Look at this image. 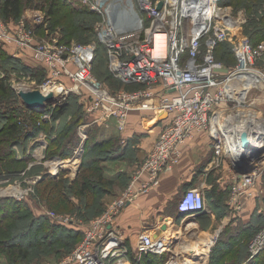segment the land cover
I'll list each match as a JSON object with an SVG mask.
<instances>
[{
  "label": "built area",
  "instance_id": "built-area-1",
  "mask_svg": "<svg viewBox=\"0 0 264 264\" xmlns=\"http://www.w3.org/2000/svg\"><path fill=\"white\" fill-rule=\"evenodd\" d=\"M72 1L99 14L102 21L96 25L95 41L88 44L69 47L52 42L32 46L36 62L48 73L46 80L35 90L42 95L41 88L44 92L48 90L49 93L43 96L51 97L40 111V120H50L53 110L69 96L81 95L88 98L85 112L94 116L78 130L82 141L91 125L110 127L114 120L116 128L123 130L129 115L134 112L151 113L162 122V127L133 171L127 187L101 217L83 225L71 218L50 215L56 223L83 228L82 242L63 264H131L127 250L118 249L115 219L126 204L135 202L159 185L161 175L172 171L179 163L181 147L197 133H204L212 144L213 156L206 171L218 167L223 159L227 160L231 172L227 225L241 212L244 199L264 194L258 186L259 178L264 176V135L260 134L252 143L251 136L242 132L250 143L245 148L248 153L263 152L262 159L251 172L239 174L232 168L237 163L235 154L241 147L240 137L235 143L229 142L227 134L220 130L221 124H226L221 115H231L240 109L257 112L251 106L254 101H250L249 94L253 90L264 91V81L255 78H264V70L256 66L264 55V41L252 45L243 35L234 41L233 37L238 35V21L230 16L229 8L222 5L223 0H134L139 20L128 22L123 18L124 24L118 21V25L114 23L116 13L111 9L116 0ZM223 42H231L236 59L233 66H225L214 57L215 48ZM0 43L25 49L24 45L1 34ZM98 46L105 50L107 70L122 87L108 89L93 75L92 62ZM231 78L233 81L227 89L225 85ZM246 85L248 88L244 89ZM232 89L236 91L235 96ZM241 90L245 91L243 99L239 97ZM260 116L264 121V116ZM205 206L204 195L198 188L186 189L177 202L178 211L184 214L183 221L187 217L193 220L204 212ZM192 224L190 221L186 225L191 228ZM195 234L198 239V233ZM168 237L141 234L135 244L136 256L165 255L163 264H200L195 255L185 259L179 254L175 237ZM205 242H197L195 249L198 251L194 253L200 248L205 249ZM263 247L264 226L249 243L250 257Z\"/></svg>",
  "mask_w": 264,
  "mask_h": 264
},
{
  "label": "rangeland",
  "instance_id": "rangeland-1",
  "mask_svg": "<svg viewBox=\"0 0 264 264\" xmlns=\"http://www.w3.org/2000/svg\"><path fill=\"white\" fill-rule=\"evenodd\" d=\"M71 1V0H69ZM1 2V0H0ZM262 12L259 13L260 10L255 11L250 9V7H254L252 5H248V0H238L237 2H233L228 7L230 10V16L238 21V35L233 37L234 41L237 40V36H245V35H251L252 32L261 26H264V0L260 1ZM79 5V4H77ZM80 7H83L79 5ZM258 6V7H260ZM47 7L40 8H34L33 6H26L23 8L21 16L19 19L16 20H9L4 21L0 17V34L3 36H6L8 39L15 43H20L24 45L25 49L19 48L14 44H3L2 49L6 52V54L9 56L11 60L16 61V64L12 63H6L3 61H0V80L1 82H5V86L8 87L10 90V94L3 97V99H16V101L19 100L20 103L21 99L18 97V92L22 90H35L36 88H39V86L42 85V83L46 80L48 73L45 70L44 66L41 64H38L35 56L33 55V52L31 51L32 46L36 44H45V43H59L62 45L72 46L73 44H80L85 45V43L88 44V42L95 41L94 38L90 37V33L88 30H83L81 28H78L76 26V22L78 20H86L90 17L69 13L64 7H57L54 10L53 16L49 15ZM85 8V7H83ZM99 15V14H98ZM100 16V15H99ZM101 17V16H100ZM95 18V17H94ZM102 18V17H101ZM114 20L115 24H117L118 21L124 20L121 14L116 13L114 14ZM91 19V18H90ZM96 20V18L94 19ZM102 19H100L98 22L101 23ZM97 21L94 23V28L96 29V25L98 23ZM228 45H231V42H226ZM1 44V43H0ZM232 47V46H231ZM98 47L97 50V62H96V69L95 73L93 75L97 78L102 79L105 76V72H103L104 65L106 66V55L104 53L103 48ZM27 50V51H25ZM37 61V62H36ZM40 63V62H39ZM256 66L260 69L264 70V55L262 59L256 62ZM31 70L35 76H33V73L30 72ZM103 80V79H102ZM105 83V82H104ZM120 82L114 83L115 86H111L107 83H105L108 87V89H114L116 86L119 85V87H122V84ZM12 91V92H11ZM69 99H71L73 102L68 106L66 109L61 108H55L53 118L51 124H49L46 127H42L39 131H35V136L27 137L26 139H23L22 141H18L17 143L11 144V150L12 155L16 160H22L20 162L21 164H18L17 166L13 163H6L10 160L7 158L3 162L0 161V165H3L6 163V166H8V171H2L0 173V198H6V199H14L18 201H23L28 206L29 211L32 212V215L34 218L39 217H47L51 222L54 223V219L50 215L54 214L56 216H60L63 218H71L83 225H88L94 220L101 217L109 207V205L116 200L117 198H113V194H117V197L121 195L123 192V189L126 188L125 182L117 183L115 184L111 191L112 193L103 195L100 197L101 199V207L97 204L95 205V208L93 207L91 211L88 212L90 216H92L87 221H84L82 218L83 212L79 211V208L83 207L82 200L79 197H76L73 195L72 191L68 192L67 196L69 197V201L65 198H62V195L55 193V195H52L50 199L48 198V201H44L43 197L39 196L38 193H40V190L47 184V175L53 174L51 179L53 181L55 180L56 184L62 185V182L65 181V183L70 184L77 179V175L79 172V165L82 164V155L84 152V139H82L79 136L78 130L80 126L83 124L77 126L75 130V135H72L71 131L73 129L72 124L75 121V118L79 117L80 115L84 116V119L87 116V113L84 109L85 100L81 95H73L67 98V100L63 101L61 105L66 104ZM250 101H254V103L251 105L255 108L257 112H260L262 116H264V91L260 90H253L249 94ZM59 105V106H61ZM67 105V104H66ZM65 106V105H64ZM63 107V106H62ZM61 109V110H60ZM22 114L20 116V120L28 122V117L25 112L22 111ZM85 121V120H84ZM75 127V126H74ZM28 127H25V130ZM87 133V132H86ZM119 133V132H118ZM69 134V135H68ZM87 135V134H86ZM65 136V137H64ZM71 139V143L75 144V147L81 146V150L78 153V155L74 156H80L72 159L69 161L68 157L63 159H57V155H51L52 150L54 148H61V142L65 138ZM53 139H56L53 141ZM87 140V136L86 139ZM66 141V140H65ZM83 143V144H82ZM53 145V146H52ZM72 145V144H70ZM73 148V147H72ZM136 148V147H135ZM129 153L125 154L126 156L122 160H109L104 161L101 163V166L109 165L110 169H116V168H123L126 169V174L129 175L132 173V171L139 165L140 162L144 159L145 155H142L136 152V149L133 150V148L129 149ZM138 154V155H137ZM14 159V160H15ZM56 159V161H54ZM81 159V161H79ZM54 162H60L59 166L62 167V169L56 172L55 169H53V163ZM66 162V164H65ZM67 165L64 167V165ZM225 161L222 159L220 161V165L213 169L212 171H215L217 176H220L221 173H223L225 169ZM111 166V167H110ZM129 166V168H128ZM12 168L16 169L15 172H9V170ZM68 168V169H65ZM70 168V169H69ZM64 169V170H63ZM116 169V170H118ZM55 171V173H53ZM214 173V172H213ZM104 174V172H103ZM105 176V174H104ZM264 178L262 175L259 179ZM205 178L202 177V181ZM128 185V184H127ZM64 191V189H63ZM19 196V197H18ZM21 196V197H20ZM45 197V196H44ZM229 197V195H228ZM46 198V197H45ZM67 198V197H66ZM82 202H81V201ZM228 202V198L226 200ZM84 203V202H83ZM206 204V203H205ZM78 205V206H77ZM228 206V205H227ZM229 208V206H228ZM214 209V208H211ZM261 209H257V212H261ZM11 212V211H10ZM8 212V214L10 213ZM19 212H21L19 210ZM96 212V213H95ZM92 213H95L91 215ZM98 213V214H97ZM229 212H226L227 215ZM82 214V215H81ZM85 214V213H84ZM21 214L20 216H23ZM51 217V218H50ZM190 217H187L182 220V224L186 225L188 222L192 221L190 220ZM26 220V219H25ZM24 220V221H25ZM31 219H28L27 221L20 220L18 222H15V225H18V227L23 229L22 232H16L15 233V241L24 244L28 241L34 239V232L31 230L33 226H29L28 222ZM224 219L217 220L218 224H216L215 227L211 228L209 231H193L192 229H186V231L182 232L181 235L175 237V243L178 242L177 245H188L189 250H181L179 247L177 248V252L185 259L192 258L194 255L197 259H199L200 264H203L202 260H204V264H208V257L210 249L208 247L207 242L204 244V248L199 249V252L194 253V251H198V249H195V245L197 242L202 243L206 239L214 238L217 233L221 232L223 229L222 227L225 225ZM24 222V223H22ZM216 222V223H217ZM12 223L11 218H4L0 221V228H2L4 225H10ZM23 224V226H20ZM12 226V225H11ZM29 227L30 229H26V227ZM62 226H65L67 229L70 228L69 223H64ZM24 227V228H23ZM77 230L78 227L75 229ZM192 230V231H191ZM16 231V230H15ZM80 231V230H79ZM37 232V231H36ZM198 233L199 238L197 239ZM12 233V232H10ZM82 236L77 239H63L56 241L53 245H38V246H32L28 248V255L30 256L29 260L23 262H19L18 264H63L66 259L70 256V254L80 245V243L83 240V233H81ZM207 234V235H205ZM218 235L216 238H218ZM215 240V242H216ZM1 241V237H0ZM176 245V244H175ZM187 249V248H186ZM248 254L250 253V248L248 244ZM242 251L239 250V248L236 246L234 247L233 252L230 254L231 262L236 258L235 262L232 264H237L236 262L240 261L242 259L243 254ZM241 253V255H239ZM250 257V256H249ZM233 258V260H232ZM244 257V259H246ZM206 259V260H205ZM241 260L242 261H244ZM0 264H9L7 258L0 254ZM74 264V263H73Z\"/></svg>",
  "mask_w": 264,
  "mask_h": 264
},
{
  "label": "trees",
  "instance_id": "trees-1",
  "mask_svg": "<svg viewBox=\"0 0 264 264\" xmlns=\"http://www.w3.org/2000/svg\"><path fill=\"white\" fill-rule=\"evenodd\" d=\"M234 1L237 2L238 0H223L222 5L230 6L229 4L232 5ZM260 1L261 0H248V5L254 6L250 7V9L253 8L252 10L255 11L260 10L259 13H261L262 9L260 8L263 6L260 5L263 4H261ZM30 5L34 8L40 9H42L43 7H47L46 9H48V14L51 16H53L54 10L57 7L62 6L69 13L90 17L91 19L89 18L86 20H78V22H76V26L83 30H88L90 33V37L94 38V40L96 39V30L94 28V23L96 21L98 22L101 17L98 14L89 11L86 7H80L72 0H1L0 17L4 21L19 19L23 8ZM94 17L96 18V20H94ZM245 36L248 38L252 45H256L259 42L264 41V26L256 28L251 35L248 34ZM1 45L3 46V44H0V61L16 64L17 62L9 58L4 49H2ZM98 47L96 49V55ZM96 55L92 62L93 73H95L96 69ZM214 57L217 61L221 62L225 66H233L236 63L235 56L231 50V45H228L226 42L219 44L215 48ZM29 71L32 72L31 70ZM102 71L105 72V76L102 78L103 80L98 77L97 79L103 83L105 82L111 86H115L114 83H116L117 80H115L111 73L107 70V65H104ZM33 76H35L34 73ZM118 88H120L119 85L114 89ZM126 89L130 90L131 87H126ZM8 93L10 94V90L7 86H5V82H1L0 80V161H4L8 158L10 161L6 163L14 162V164L17 166L18 164H21L20 162H22V160H16L13 157V153L10 147L11 144L22 141L29 136H35L36 130L39 131L43 126L46 127L52 123V121L54 120V114H51L50 120L42 121L40 120V112L26 108L25 106L21 105L19 100L16 101V99H3V97L8 95ZM83 99L85 101H88V98ZM72 102L73 101L69 99V101L66 103L67 105L63 104L61 106H58L57 108L66 109ZM22 111L27 114L29 120L28 122L20 120V116L23 115ZM93 117L94 116H89L87 114L86 118L84 119V116L79 114V117L75 118V121L72 123L74 125L71 134L75 135L77 126L81 123L89 122ZM25 127L28 128H26L25 130ZM115 131V129L104 127L102 125L95 124L89 126L86 129L87 140H85L83 145L84 152L81 157L82 164L79 167L77 179L73 182L74 184L72 185V182L70 184H67L65 183V181H63V186H61L60 184H56L55 180L53 181V179H51V177H53L52 175H47V184H49L45 185L40 190V193H38V195L40 197L42 196L44 198V201H48V198L50 199L52 195H55V193H57L62 195V198H65L69 201V197L67 196V194L68 192L72 191L74 196L79 197L84 202L83 203L80 200L83 205V207L79 208V211L83 212V215L81 214L82 218L84 219V221L88 220L86 219V217L90 219L92 216H90L88 212L91 211L93 207L95 208L97 202L101 207L100 197L112 193L111 189L115 185V182L113 180L108 179L104 176L101 163L109 160H122L126 156L125 154L130 152L129 149L133 147V144H136L135 138L127 140L124 139L125 144H121L122 139L118 137V134ZM54 140L56 139H53V141ZM121 145H124L123 148L121 147ZM74 148V141L73 143H71V139H69L67 136V138L62 140L61 148H54L51 155H57L59 159H65L72 154V150ZM6 163L0 165V173L2 171H8V166H6ZM15 170L16 169L12 168L9 170V172H15ZM258 186L260 189L264 190V178L259 179ZM227 194L228 192L224 191L222 193H219L215 188L212 189V197L214 199L212 208H214L213 211L216 214L223 213V215H225V213L229 210L228 206L224 202ZM250 202H253V208L251 210V212L253 213L251 216V220L249 221V223L243 225L240 222V214L241 212H246L249 210L247 208V203ZM259 208L261 209V212L256 211ZM29 209L30 208H28L26 203H24L23 201L0 198V221L6 218V216L9 219L11 218L12 220V223L10 225H4L2 228H0V254L7 258L9 264H18L19 262L22 263V261L25 262L29 260L30 256L28 255L27 251L29 247L43 244L53 245L60 239H77V237L82 236L81 233L83 232L81 230H77L78 232H76L75 230H71V228L67 229L60 223H56L55 221L54 223L51 222L47 217L34 218L32 212L29 211ZM19 210L21 212H19ZM8 212L10 213L8 214ZM241 212L236 214L232 221L227 226L223 227V229L219 233L216 242L210 248L208 264L234 263L236 258L234 260L232 258L233 261L231 262V259L229 257L233 252L234 247L236 248V246L240 251H242L241 253L243 254V256L241 260H243L244 257L247 256L244 261L241 262L240 260L236 262L237 264H264V247L261 248L258 254L253 257H249L250 253L248 254L249 251H247L248 244L264 226V194H257L252 199H244ZM23 213L24 215L20 216ZM95 213H92L91 215ZM22 219L23 221L25 219V221L31 219L28 222V225L31 227L33 226L31 230L34 232L35 236L34 239L24 244H20L21 242L18 243L15 241V233L23 231L22 228L20 229L18 225H15V222H18ZM20 226H23V224H21ZM26 229L29 230L30 228L26 227ZM241 253L239 255H241ZM128 257L131 264H163L166 259L165 255L155 254H147L140 257L130 254Z\"/></svg>",
  "mask_w": 264,
  "mask_h": 264
},
{
  "label": "crops",
  "instance_id": "crops-1",
  "mask_svg": "<svg viewBox=\"0 0 264 264\" xmlns=\"http://www.w3.org/2000/svg\"><path fill=\"white\" fill-rule=\"evenodd\" d=\"M21 105L23 104L21 103ZM161 127L162 122L156 120L149 112L131 113L127 119L125 128L121 131L116 128L114 120L111 121L110 125V128L115 129L118 137L122 139L121 144L124 143V139L135 138L136 144H133L131 148L133 150L136 149V152L138 151L142 155H146L150 150ZM123 146L121 145L122 148ZM80 150L81 146L75 147L72 150V154L68 156L69 161L80 157L74 156L78 155ZM181 151L182 155L179 163L172 171L161 175L159 185L152 188L147 194L140 196L135 202L126 204L114 221V229L119 239L118 249L127 250L128 260H130L128 257L130 254L136 255L135 244L141 234L150 233L154 237L170 236L168 238H173L186 231L182 224L184 214L178 211L177 202L179 196L188 188H198L203 193L206 203L204 212L193 218L192 229L203 232L209 231L218 224L217 220H226V214H216L213 211L214 209L211 208L214 204L212 197L213 188L219 193L225 191L229 194L231 172L228 163L225 164L226 170L220 176H217L215 171H206V167L213 156V150L211 142L204 133L195 134L193 139L181 147ZM226 162L227 160H225ZM66 166L64 165V167ZM102 167L106 178L113 180L115 184L125 182V187L129 183L133 171L137 168L129 175V172L126 174V169L123 168H116L118 170H114L110 169L109 165L104 164ZM202 177L205 178L203 182H201ZM228 194L224 201L226 205ZM113 195L114 199L119 197H117V194ZM247 208L249 209L248 211L241 212L240 214V222L243 225L249 223L251 220L253 202L247 203ZM76 227L83 232L82 226L70 225L71 229H75ZM188 247V245H182L179 248L181 250H189Z\"/></svg>",
  "mask_w": 264,
  "mask_h": 264
},
{
  "label": "water",
  "instance_id": "water-1",
  "mask_svg": "<svg viewBox=\"0 0 264 264\" xmlns=\"http://www.w3.org/2000/svg\"><path fill=\"white\" fill-rule=\"evenodd\" d=\"M161 3L158 4L157 8H161ZM111 9L114 13H119L125 18L128 22H134L139 20V16L135 11L134 0H116L111 6ZM18 97L21 99L22 104L28 108L40 112L45 103H48L51 99L50 96L44 97L39 91H20L18 92ZM241 147H238V150L235 154V161L232 168L234 172L239 174H246L252 171L255 167V164L261 160V153L263 150H258L257 152L248 153L245 149L248 145L245 133L240 135Z\"/></svg>",
  "mask_w": 264,
  "mask_h": 264
},
{
  "label": "bare ground",
  "instance_id": "bare-ground-1",
  "mask_svg": "<svg viewBox=\"0 0 264 264\" xmlns=\"http://www.w3.org/2000/svg\"><path fill=\"white\" fill-rule=\"evenodd\" d=\"M246 74H251V73H246ZM239 75V74H238ZM233 77H237V75H234ZM257 81L261 82L264 81L263 77H255ZM233 79L231 78L229 82L225 85L227 89H229L227 86L231 85V82ZM248 85L244 87V89H247ZM44 89L41 88V92L44 94L49 93L48 90L45 92L43 91ZM234 91V96H235V89H232ZM244 92L245 91H240V99L244 98ZM56 110V109H55ZM222 120L225 121L226 124L222 123L220 126V130L223 131L227 134L226 139L229 142H236L238 140V137L242 134V132H245L247 135L251 136V142L253 143L254 141H257L259 138L258 136L261 134L264 135V121L262 120L261 116L259 113L253 111V110H242L240 109L238 112H235L231 115H221ZM260 137V136H259ZM250 146V143H248V147ZM60 162H54L53 169L57 170L59 168H62L59 166ZM187 229H191L188 227L189 225H186ZM216 237V236H215ZM214 238H209L206 239V242L208 245L215 239ZM205 245V244H204ZM182 246V245H178ZM177 247V248H178ZM206 248V247H205Z\"/></svg>",
  "mask_w": 264,
  "mask_h": 264
}]
</instances>
